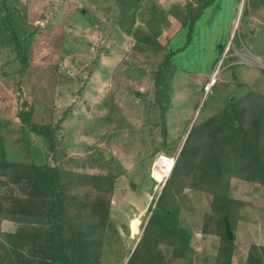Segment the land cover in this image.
<instances>
[{"label": "rangeland", "instance_id": "rangeland-1", "mask_svg": "<svg viewBox=\"0 0 264 264\" xmlns=\"http://www.w3.org/2000/svg\"><path fill=\"white\" fill-rule=\"evenodd\" d=\"M9 4L30 26L51 29L39 34L37 49L42 47L36 59L16 61L15 46L6 44L9 36L0 19V128L6 158L44 163L46 142L22 129L16 115L25 100L34 106L38 122L48 123L68 112L62 134L69 154L83 156L87 147L109 143L107 157L111 153L127 171L118 181L112 208L124 245L119 264H124L161 190L151 177L157 156L152 152L162 140L152 126L155 87L168 107L169 141L176 142L177 153L198 116L216 114L232 95L264 93V5L248 0L241 19L242 0H217L198 19L188 42V29L181 28L170 12L184 0H143L126 19L123 12L132 6L129 0H9ZM13 23L21 35L30 31L15 19ZM49 42L61 46L54 78L48 77L53 66L41 56L50 51ZM95 61L97 66L91 69ZM26 65L20 84L13 73ZM216 69V85L204 96L203 88ZM19 90L27 97L22 101ZM229 195L247 203L236 226L233 257V264H245L251 244H264V187L233 178ZM213 199L204 194L193 203L186 189L182 225L195 232L192 252L173 258L172 249L165 247L171 264H214L219 237L200 231L204 215L213 211ZM133 220L139 222L135 233ZM13 224L3 221L2 228L12 230Z\"/></svg>", "mask_w": 264, "mask_h": 264}, {"label": "trees", "instance_id": "trees-1", "mask_svg": "<svg viewBox=\"0 0 264 264\" xmlns=\"http://www.w3.org/2000/svg\"><path fill=\"white\" fill-rule=\"evenodd\" d=\"M142 1L129 0L132 6L124 10L123 18ZM216 1L184 0V4H176L170 10L180 27L188 29V42L198 19ZM259 2L264 5V0ZM0 19L1 28L9 36L6 44L15 46V60L36 59L42 47L37 49L39 34L43 29L50 31L51 27L30 26L9 0H0ZM13 19L23 30L30 31L21 35ZM49 46L50 51L41 56L53 66L47 76L54 78L60 68L61 57L57 54L61 46L50 42ZM222 49L223 53L224 46ZM27 53L30 57H26ZM94 63L91 69L97 66ZM161 67L163 70L162 64ZM25 70L27 65L13 73L21 80L20 84ZM155 90L152 110L156 121L152 126L160 131L162 140L152 156L160 153L172 156L177 147L176 142L169 141L168 107L159 96L158 86ZM19 94L20 101L27 98L23 91L19 90ZM67 114L66 111L57 119L52 117L48 123L38 122L34 119L32 104L28 103L26 108L19 106L16 115L21 128L46 142L41 165L8 160L0 136L1 264H119L124 257V245L120 242L112 208L118 181L127 171L115 157H107L109 143L106 147L98 144L87 147L83 156L69 154L63 148L62 134ZM233 178L264 187V93L259 91L232 95L216 114L195 119L169 179L157 202L156 199L152 202L155 207L143 233L124 264H171L165 247L172 249L173 258L192 252L195 232L192 227L182 225V199L186 189L193 203L202 200L204 194L214 198L213 211L204 215L200 231L203 235L219 237L214 264H233L235 230L247 205L230 197ZM3 221H12V230H4ZM226 221L234 235L232 240L227 239ZM123 229L130 234L128 227ZM245 264H264V244H251Z\"/></svg>", "mask_w": 264, "mask_h": 264}, {"label": "built area", "instance_id": "built-area-1", "mask_svg": "<svg viewBox=\"0 0 264 264\" xmlns=\"http://www.w3.org/2000/svg\"><path fill=\"white\" fill-rule=\"evenodd\" d=\"M218 69H220V64ZM218 69L215 70L214 74L204 86V96L207 95L215 85L217 75L219 73ZM177 157L178 153L175 156H167L163 153L156 156L152 165L151 177L160 185L161 189L165 186L167 180L169 179Z\"/></svg>", "mask_w": 264, "mask_h": 264}, {"label": "water", "instance_id": "water-1", "mask_svg": "<svg viewBox=\"0 0 264 264\" xmlns=\"http://www.w3.org/2000/svg\"><path fill=\"white\" fill-rule=\"evenodd\" d=\"M242 4H244V0H242ZM200 87V86H199ZM206 96V95H205ZM28 105V102L25 100L24 102H23V104H22V108H26V106ZM108 158L110 159V158H112V154L111 153H108ZM132 187L134 188V186L132 185ZM163 189V188H162ZM162 189L160 190V193H159V195H158V197L156 198V200H155V203L157 202V200H158V198H159V196H160V194H161V191H162ZM155 203H154V206L152 207V209H154V207H155ZM152 213V212H151ZM151 213H150V215H151ZM147 224V223H146ZM225 228H226V235H227V239L228 240H232L233 239V237H234V235H233V232H232V230H231V228H230V225H229V223H228V221H226L225 222ZM139 241V240H138ZM134 249H135V247H134ZM0 264H1V262H0Z\"/></svg>", "mask_w": 264, "mask_h": 264}, {"label": "bare ground", "instance_id": "bare-ground-1", "mask_svg": "<svg viewBox=\"0 0 264 264\" xmlns=\"http://www.w3.org/2000/svg\"><path fill=\"white\" fill-rule=\"evenodd\" d=\"M138 220H133L132 221V230L135 233L137 231V226H138Z\"/></svg>", "mask_w": 264, "mask_h": 264}, {"label": "crops", "instance_id": "crops-1", "mask_svg": "<svg viewBox=\"0 0 264 264\" xmlns=\"http://www.w3.org/2000/svg\"><path fill=\"white\" fill-rule=\"evenodd\" d=\"M8 119V118H7ZM8 123L9 122H11L12 121V123H13V120H11V121H9V119L8 120H6ZM8 123H7V125H8ZM3 125H4V123H3ZM10 125V124H9ZM8 128V127H7ZM0 136H1V139L3 140V132H2V129L0 128ZM4 141V140H3ZM0 150H1V148H0ZM35 164H37V163H35ZM41 165V164H40Z\"/></svg>", "mask_w": 264, "mask_h": 264}, {"label": "clouds", "instance_id": "clouds-1", "mask_svg": "<svg viewBox=\"0 0 264 264\" xmlns=\"http://www.w3.org/2000/svg\"><path fill=\"white\" fill-rule=\"evenodd\" d=\"M179 154V153H178Z\"/></svg>", "mask_w": 264, "mask_h": 264}]
</instances>
